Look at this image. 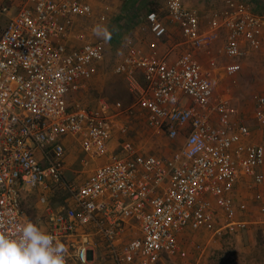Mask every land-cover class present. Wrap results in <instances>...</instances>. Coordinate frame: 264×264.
Returning a JSON list of instances; mask_svg holds the SVG:
<instances>
[{
	"label": "built area",
	"instance_id": "obj_1",
	"mask_svg": "<svg viewBox=\"0 0 264 264\" xmlns=\"http://www.w3.org/2000/svg\"><path fill=\"white\" fill-rule=\"evenodd\" d=\"M15 5L0 30V232L11 235L17 223L28 221L22 206L26 188L51 183L70 192L76 207L67 216L46 195L40 197L47 212L43 229L65 244V264H92L95 235L117 264H173L172 258L188 257L178 241L186 229L219 237L261 226L264 234V216L241 219L248 206L234 199L241 175L252 177L250 188L264 187V146L251 140V129L236 120L238 109L217 94L214 81L220 67L229 77L242 72L250 50L264 59V14L241 0H225L220 8L167 0L159 12L145 16L143 30L155 38L149 53L129 40V51L114 65L136 102L125 107L101 99L96 107L71 108L70 96L99 74L106 59L102 39L74 45L73 38H80L77 21L92 17V5L0 0V17ZM107 19L106 13L100 17ZM169 25L182 37L177 56L175 48L159 46ZM254 102V117L264 127V93L255 94ZM138 114L171 140L184 135L183 143L169 156H156L141 153L126 138L122 154L110 152L115 129L126 135L125 120ZM66 138L79 141L86 162L105 160L79 186L66 181ZM256 199L264 202L263 193ZM260 211L263 215L264 204ZM130 223L136 233L119 245Z\"/></svg>",
	"mask_w": 264,
	"mask_h": 264
},
{
	"label": "rangeland",
	"instance_id": "obj_2",
	"mask_svg": "<svg viewBox=\"0 0 264 264\" xmlns=\"http://www.w3.org/2000/svg\"><path fill=\"white\" fill-rule=\"evenodd\" d=\"M23 1L25 0H19V2ZM166 1L167 0H140L141 15H144L141 25H146L145 14L151 3H156L162 7L165 5ZM134 2H138V0H92L93 5L95 6L93 16L90 18H80L77 21L79 28L83 31L82 34L86 35L84 40L95 41L101 39L96 37L92 31L96 24L106 25L112 32V38H114L116 35H114L113 27L119 25L120 22L118 21L121 19L122 15H125V13L127 15L131 13L128 9L130 6L135 5ZM105 6L110 7L108 13L109 21L101 23L98 18ZM13 9L15 10V13L17 9L16 5ZM261 13H264L263 10ZM110 16L113 18L111 19ZM125 18L126 16L124 19ZM131 18L132 13L131 16H129V22ZM123 30V36H121L119 40L112 41L111 38L109 41V50L106 55L105 68L101 73V77L93 80L92 86H89L87 91H82L81 93L78 92L70 99L69 105L71 108L77 104L85 107L95 106L101 97H107L114 102L119 101L125 107L132 106L136 102L137 97L136 95L133 96L129 90L127 80L123 76L115 74L113 69L115 63L126 53L129 45V38L131 39L132 36H134V33L138 30L142 31L143 34H146L148 31H143V28H135L133 31L132 28L127 26V24ZM78 44L80 45L82 42ZM223 45L224 43L221 41L219 47H222ZM223 61L228 62L230 59L223 57ZM242 61L243 75L239 77L238 84L229 86L231 80H220L221 85L219 83L217 89L218 92L222 94L227 93L225 91L230 89L233 100L231 101V99H229V102L239 110L238 120L250 127L252 134L251 138L253 141L264 144V127L259 126L253 113L255 108L254 96L257 93L264 91V59L259 53L250 50L248 51V56L242 58ZM140 118L137 128L139 127V130L141 131V137H144L146 136V131L144 130L145 126L142 124V122L144 123V117L141 116ZM166 137L165 139L162 138L165 140L163 143H159L161 138L154 141L153 145H151V148L153 147L151 150H153L154 153L170 154L174 152L177 147L176 143L180 140H169ZM76 156H80V153ZM76 167L77 166L72 167L71 170ZM71 170L69 176L73 173ZM77 170L79 173L76 176L67 179L70 183L79 186L87 177L88 169L83 171V169L77 168ZM51 189L56 197H50L52 202H49L54 207H58L63 202V196L68 195V192L58 184H54ZM27 190L28 188L25 189V191ZM39 199V195L32 191V194L23 202V210L28 220L36 224H38L37 219L39 217V210L35 206ZM38 225L40 226V224ZM179 241L182 248L188 251V257L186 259L175 257L173 264H264V235L257 228H253L251 231L242 233L239 236L236 234L225 233L219 237H213L212 235L210 237L206 231H193L187 229L182 232ZM102 242L105 241L101 240L100 243L102 244ZM198 245H201V248H198ZM201 250L204 251L200 252ZM105 252L104 257L101 260L95 261L97 262L96 264H114L112 260H109V257ZM108 260L109 262L106 263Z\"/></svg>",
	"mask_w": 264,
	"mask_h": 264
},
{
	"label": "crops",
	"instance_id": "obj_3",
	"mask_svg": "<svg viewBox=\"0 0 264 264\" xmlns=\"http://www.w3.org/2000/svg\"><path fill=\"white\" fill-rule=\"evenodd\" d=\"M87 1L92 5L93 9H95V6L93 5L92 0H87ZM183 1L189 7L196 6V7H201V8H220L224 4V2H225V0H191V1H189V0H183ZM241 1H243L246 4H248L249 6L251 5L252 7L251 6L250 7L255 11V9H254V7H253L252 4H250V3H248V2H246L244 0H241ZM138 2H140V0H138ZM255 3H257V4H254L255 6H257V8L264 7V0H262L261 2L258 1V2H255ZM164 6H162V7H164ZM109 8L110 7H108V6L103 7V9H102V11L100 13V16L98 18V20L100 22H101V20H100L101 15L104 14V13H106L108 15ZM263 10H264V8H263ZM14 11L15 10L13 9L9 15H2L0 17V30L1 31L5 28V26H6L7 22H8V19L10 18V16L14 15ZM261 14H263V13H261ZM143 16L144 15L140 16L141 18L138 17V16L135 17V18L132 17L131 20H130V22L128 21L127 26H129L130 28H132L133 31H134L135 28H143L144 27V24H143V26L141 25V23L143 22V19H144ZM112 18L113 17H111V19ZM122 20L124 22H127L123 18V15L121 17V21H118V22L123 23ZM107 21H109V16H108ZM101 23H103V22H101ZM76 25H77L76 33H78L80 35V38L79 39L73 38V39L75 40L74 41V45L78 46V43L81 42V39H85V36L86 35L85 34L84 35L82 34L83 31H81V29L79 28V24L77 23ZM118 26L120 27L121 24H119ZM125 26H123L121 28L122 29V34H123V31H124L123 28ZM139 31L140 30H138L137 32H135L134 33V36H132L131 39L129 38V40L132 41V46L136 50H142V52H144V53L147 54L150 51V45H151L150 43L152 41H154L155 38L153 37V35L150 32H146V34H143L142 31H140V32ZM169 32H170V34L167 35L163 40H161L159 42V46H162V48H165V47H168V46L175 48V51L173 52V55H176L177 56V55H179L182 52V49L179 48V47L176 48V44L179 43L182 40V37L180 35V31L175 26L169 25ZM122 34L120 35V37L123 36ZM221 41H223V43H224V40H221ZM220 42H218V44L216 45V47H219V43ZM132 46H130V47H132ZM106 48H107V52H108V50H109V42H106ZM127 50L129 51V48ZM128 51H126V53ZM125 54L121 57V59L125 56ZM105 61H106V59L104 60V62L102 64L101 71L99 72V74L96 75V77H94L92 80L85 81L83 87L78 92L81 93L82 91H84V92L87 91L88 88H89V86H92L93 80L101 77V73H102V71L105 68V66H104L105 65ZM230 61H232V60H230ZM114 68H115V66H114ZM113 71H114V69H113ZM114 73H115V71H114ZM242 73L243 72H240V73H237V75H235L234 77H229L226 73H224V71H223V69L221 67L218 68V69H216L214 71V81H215V84H216L215 85L216 92L218 94L222 95V96L224 95L225 97H228L232 101L233 100V97L231 95L230 89H227L225 91L227 93H224L223 92L224 94H222V93H219L218 92L217 87H219L220 80H225V79L231 80V82L229 83V86L230 85L233 86L234 84H238V79H239V77L241 75H243ZM120 76H122V75H120ZM138 79H139V83H141V85H145L144 78H143V76H142V74L140 72L138 73ZM234 81H236V83H234ZM127 85H128L129 90L131 91L132 95L133 96L136 95V97H137V94L135 93V91H133V89L131 88V86L128 83V81H127ZM220 85H221V83H220ZM263 92L264 91L259 92V93H263ZM75 94L76 93L72 94L70 96V99ZM101 99H106V100L110 101L113 104L119 102V101H117V102L111 101L107 97H101L100 100ZM99 101H98V103H99ZM98 103H97V105L92 106V107L98 106ZM77 105H79V104H77ZM77 105H75V106H77ZM92 107H90V108H92ZM255 108H254L253 113L255 112ZM141 116L144 117V123L142 122V124H144V126H145L144 130L146 131L145 132L146 133V136H144V137L143 136L141 137V131L139 130V127L137 128V124L140 122V119H141L140 117ZM238 118H239V115L236 118V120ZM125 123H128V127H129L128 128V133L125 135V134H122L119 129H115L114 135H113V137H112V139H111V141L109 143L110 152H112V153L114 152L115 154H122L121 144H122V142L126 138H129L134 143L136 149L139 150L141 153H144L146 155L147 154H151V155H156V156H169V155H171V154L174 153V152H172L170 154L169 153L168 154H163V153L156 154V153L153 152V150H151V149H153V147L151 148V145H153V143H154V141L156 139H160L161 138L159 140L160 141L159 143H163V141H165L164 139H165V137L167 135H165L162 132H156V131H153L152 129H150V127L146 123V118H145L144 115L138 114V116L133 117L132 119H126L125 120ZM263 130H264V128H263ZM162 138H164V139H162ZM166 138L169 139V140H171L168 136ZM177 140H180V141H178V143H176L177 144L176 149L179 148L180 147V144L183 143V141H184V135H181ZM251 140H252V138H251ZM253 142H255V141H253ZM63 143H64V146H65V149H66V152H65V154H66V157H65V159H66V175H65L66 179L69 178V177H72L73 178V176H76L79 173V171L77 170V168L83 169V171H86V169H88L87 170L88 171L87 177H88L99 165H101L105 161L104 159H99V160H92V159H90L88 162H86L87 161L86 155H84V153H83V151L81 149V146H79L80 143H79V141L76 138H66V139L63 140ZM256 143H259V142H256ZM259 144H262L264 146L263 143H259ZM79 153H80V156H76ZM75 166H77V167L75 169L71 170V168L72 167H75ZM70 170L73 173H71V175L69 176ZM86 178L81 182V184L86 180ZM67 181H69V180L67 179ZM251 184H252V177H248L246 175H241V177L239 178V180H238V182L236 184V187H235L234 199H235V202H236L237 205H240L242 203H245L248 206V211L247 212H240L239 213V217L241 219H246V220L259 219L260 220L264 216V214L262 215V213L260 211V208L262 207V205L264 204V202L258 201L256 199V195L258 194V192H262L263 195H264V187H262V188L261 187L260 188H250V185ZM53 186H54V184H51L50 183V184H48V187L46 189L44 187H39L37 189H31V190L28 189L29 191L27 190V191H25L23 193L22 206H23L24 200H26L28 198V196H30L32 194V191L36 192L39 195V197L46 195L48 197L49 201L52 202L50 199L53 196L56 197V195H54V193H53V190L51 189ZM66 192H68V191H66ZM67 194L68 195H66V196L64 195L63 196L64 197L63 198V202L58 207H54L53 205H51L50 202H49V205L54 210L59 211V212H62V213H65L67 216H74L76 214V207L74 205V199H73V197H72V195H71L70 192H68ZM35 207H37L38 210H39V213H38L39 217L41 216L40 218L38 217L37 223L40 224V226L42 228H46L47 227V220H46L47 212H46V207L43 206L40 203V199L38 200V202H37V204H36ZM25 217L27 218L26 214H25ZM219 217L221 218V213H219ZM27 220H28V218H27ZM130 224L131 225L127 226V229H126L125 233L120 238L117 239V243L119 245H123L124 243H126L129 240V238H131L133 235H135L136 231L134 229V225H133V223H130ZM253 228H257L261 232H262V229H263V228H261V226L260 227L259 226H257V227L250 226L244 232L237 233L236 235L239 236L242 233L249 232ZM200 231H206V233L209 234L210 237L212 235V233L210 231H207L205 229H202ZM181 234H182V232L178 234V241H179V238H180V235ZM101 240L104 241V239H102L101 237L99 238V236H97V235L94 236V241H95L96 245L93 247V250L90 253V258L92 259V262H93L92 264H96L97 262H95V261L101 260L104 257V252L105 251H106L105 253L109 257V260H112L114 264H117L114 261L113 256L109 253L108 248L106 246V242H102V244H101L100 243ZM179 243H180V241H179ZM109 260L106 261V263L109 262ZM173 260H174V258H172V262H173Z\"/></svg>",
	"mask_w": 264,
	"mask_h": 264
},
{
	"label": "clouds",
	"instance_id": "obj_4",
	"mask_svg": "<svg viewBox=\"0 0 264 264\" xmlns=\"http://www.w3.org/2000/svg\"><path fill=\"white\" fill-rule=\"evenodd\" d=\"M92 31L104 42L112 38L106 25L96 24ZM66 253L64 243L32 221L17 223L11 235L0 232V264H65Z\"/></svg>",
	"mask_w": 264,
	"mask_h": 264
},
{
	"label": "trees",
	"instance_id": "obj_5",
	"mask_svg": "<svg viewBox=\"0 0 264 264\" xmlns=\"http://www.w3.org/2000/svg\"><path fill=\"white\" fill-rule=\"evenodd\" d=\"M244 1H246V2H248V3H250V4H252L253 5V7H254V9H255V11H256V13H259V14H261V12H262V10H263V8L264 7H259V8H257V6L255 7V5L254 4H257V3H255V2H261L262 0H244ZM134 4L135 5H132V6H130L129 7V9H128V11L130 12L131 11V13H132V17L133 18H135V17H140V16H142L141 15V10H140V4H139V2H134ZM251 6V5H250ZM252 7V6H251ZM160 9H161V7L158 5V4H156V3H151L149 6H148V9H147V12H146V14L147 13H150V12H153V11H156V12H159L160 11ZM263 12H264V10H263ZM131 13L130 14H126L125 13V15H123V18L126 16V18H125V20L127 21V22H124L123 20H122V22L123 23H119V24H121V26L119 27V26H115V27H113V30H114V35H116L114 38H112V41H115V40H119L121 37H120V35L122 34V27L123 26H125L127 23H128V20H129V16H131ZM264 14V13H263ZM146 16V15H145ZM141 18V17H140ZM119 21H121V19L119 20Z\"/></svg>",
	"mask_w": 264,
	"mask_h": 264
}]
</instances>
